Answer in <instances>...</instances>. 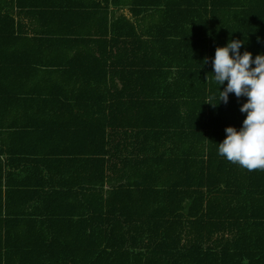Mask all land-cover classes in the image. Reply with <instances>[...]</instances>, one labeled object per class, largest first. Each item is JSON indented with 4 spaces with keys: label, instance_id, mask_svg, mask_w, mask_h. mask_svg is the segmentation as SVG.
Returning <instances> with one entry per match:
<instances>
[{
    "label": "trees",
    "instance_id": "16d2710c",
    "mask_svg": "<svg viewBox=\"0 0 264 264\" xmlns=\"http://www.w3.org/2000/svg\"><path fill=\"white\" fill-rule=\"evenodd\" d=\"M230 39L264 53V0H0V264H264Z\"/></svg>",
    "mask_w": 264,
    "mask_h": 264
},
{
    "label": "clouds",
    "instance_id": "9594fccd",
    "mask_svg": "<svg viewBox=\"0 0 264 264\" xmlns=\"http://www.w3.org/2000/svg\"><path fill=\"white\" fill-rule=\"evenodd\" d=\"M242 43L230 39L225 45L217 46L211 60L219 102L227 103L229 93L247 98L240 106V112L246 114L241 126L224 129L226 135L217 143V153L249 171L264 170V53L255 57L247 50L241 53ZM221 85H224L222 90Z\"/></svg>",
    "mask_w": 264,
    "mask_h": 264
}]
</instances>
